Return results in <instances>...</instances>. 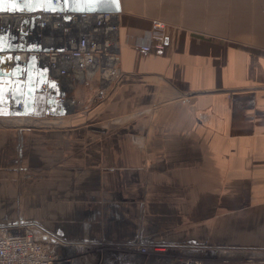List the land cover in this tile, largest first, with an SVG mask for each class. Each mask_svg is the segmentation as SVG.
<instances>
[{
	"label": "crops",
	"instance_id": "obj_1",
	"mask_svg": "<svg viewBox=\"0 0 264 264\" xmlns=\"http://www.w3.org/2000/svg\"><path fill=\"white\" fill-rule=\"evenodd\" d=\"M119 1L107 102L82 105L77 124L46 123L73 117L47 113L46 95L31 115L0 117V227L264 251V0ZM154 20L165 50L144 53Z\"/></svg>",
	"mask_w": 264,
	"mask_h": 264
},
{
	"label": "built area",
	"instance_id": "obj_2",
	"mask_svg": "<svg viewBox=\"0 0 264 264\" xmlns=\"http://www.w3.org/2000/svg\"><path fill=\"white\" fill-rule=\"evenodd\" d=\"M6 1L7 8L0 9V87H7L6 97L14 110L22 109L14 96L24 98L29 81L34 82L38 95H46V112L55 115L59 110L70 112L68 92L79 86L94 91L98 85L100 90L93 95L98 97L104 86L120 76V13L28 10L23 6L25 0ZM167 29L165 23L154 20L140 50L163 52ZM107 245L66 243L39 227L16 223L0 227V264H77L69 250L81 252L84 260L88 254H98V259L91 256L96 259L93 264H164L168 250L180 255L173 264H199L192 258L193 248L133 243L114 251L104 249Z\"/></svg>",
	"mask_w": 264,
	"mask_h": 264
},
{
	"label": "rangeland",
	"instance_id": "obj_3",
	"mask_svg": "<svg viewBox=\"0 0 264 264\" xmlns=\"http://www.w3.org/2000/svg\"><path fill=\"white\" fill-rule=\"evenodd\" d=\"M116 80H117V78L114 80V82ZM112 84L109 85V87L104 86V90L105 91H103L102 94H100L98 97H94L93 96L95 94V90H98V91L100 90V89H98V85H95L94 91L90 90V88H88V87L79 86V87H82V88H78L77 87L75 90L70 91V93L68 92L66 98L68 100V103H70V108H69L70 112L67 115L68 116H73V117L70 120L69 119L66 120V119H62V118H59V119H57V118H48V119L45 120V122L48 123V124L57 123V124H62V125H68V124H71V123H73V124L74 123L75 124L80 123L79 121H76L75 118L79 117L81 119L84 114H86V115L83 117V120L86 117L90 118V113H86V112L83 113V111H85L86 108L82 110L81 109L82 105L85 106V105H87V103H89V104H91V107H93L95 105H101V104H104L105 102H107L108 101V97H109V92H110L109 89L112 86ZM78 90L81 92L79 97L77 95V91ZM85 92L86 93H90L91 100L87 97V94H86V97L84 99H80L81 94L82 93L84 94ZM89 108H90V106H89ZM106 119H107V117L104 118L103 120L106 121ZM86 120L87 119H85L84 122ZM30 122L31 121L28 120V121H25L24 123L29 124ZM89 122H91V121H89ZM101 123H103V122H101ZM0 127H2L1 126V122H0ZM82 135H83V137H85V135L88 136L89 133L82 132ZM23 215L25 217V213L22 214V216ZM18 223H23V222L19 221ZM29 224H31V223H29ZM3 226H5V225H3ZM3 226H1V227H3ZM35 226H37L40 229H42L40 226H38L36 224H35ZM139 240L140 239H138L136 241H133L131 243H127V244L128 245L129 244H133V243L146 244L145 242L141 243ZM97 242L98 243H106L104 240L97 241ZM151 245L152 246H159L158 244H154V243H152ZM120 246L121 245H110L109 244V245L103 246V247L106 250H114V251H116V250H119L118 248H121ZM148 246H150V245L148 244ZM161 246H163L165 248H171V247L183 248L184 247V246H181V245L180 246H177V245H168V246L167 245H161ZM188 248H190V247H188ZM226 250H227L226 252L218 253L216 255H212L210 252H207V251L197 250L196 252L193 253L192 258L199 264H264V251H261L260 253H258L256 251L255 252L254 251H238L237 252L236 250H228V249H226ZM71 251H73V250H69L68 253L73 255V256H75L74 258L77 259V264H93L96 261V259L92 260L91 256L97 257V259H98V256H99L98 254H95V253L92 254V255L88 254L86 259L84 260V259H82L80 257L81 256V252H78V251L71 252ZM193 251H194V249H193ZM232 252H237V253H232ZM231 254H233L234 257L232 256V258H231V256H230ZM179 256L180 255L176 254L175 252H172L171 250H168V253L166 255H164L162 260H164V264H173V263H175L176 260L179 259ZM149 257L150 258H154V255H150ZM180 259H182V257ZM90 260H92V261L89 262ZM79 261H81V263H79ZM106 264H115V263L112 262V261H108ZM123 264H127V263L123 262ZM129 264H131V263H129Z\"/></svg>",
	"mask_w": 264,
	"mask_h": 264
},
{
	"label": "water",
	"instance_id": "obj_4",
	"mask_svg": "<svg viewBox=\"0 0 264 264\" xmlns=\"http://www.w3.org/2000/svg\"><path fill=\"white\" fill-rule=\"evenodd\" d=\"M16 2L18 0H15ZM61 3L54 5V0H25L23 6L28 10L37 8L58 9L68 12H121L119 0H60ZM7 8V1L0 2V9ZM7 87H0V117L28 116L34 113L37 92L33 81L28 82L27 95L23 98L14 96L16 104L22 103L21 110H14L10 105V99L6 97Z\"/></svg>",
	"mask_w": 264,
	"mask_h": 264
},
{
	"label": "bare ground",
	"instance_id": "obj_5",
	"mask_svg": "<svg viewBox=\"0 0 264 264\" xmlns=\"http://www.w3.org/2000/svg\"><path fill=\"white\" fill-rule=\"evenodd\" d=\"M25 225H29V223H25V222H23ZM42 228V227H41ZM43 229V228H42ZM141 243H143L141 240H139ZM91 242H93V241H85L84 243H91ZM127 264H129V263H127Z\"/></svg>",
	"mask_w": 264,
	"mask_h": 264
},
{
	"label": "snow or ice",
	"instance_id": "obj_6",
	"mask_svg": "<svg viewBox=\"0 0 264 264\" xmlns=\"http://www.w3.org/2000/svg\"><path fill=\"white\" fill-rule=\"evenodd\" d=\"M0 2H2V0H0Z\"/></svg>",
	"mask_w": 264,
	"mask_h": 264
}]
</instances>
